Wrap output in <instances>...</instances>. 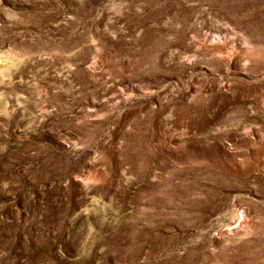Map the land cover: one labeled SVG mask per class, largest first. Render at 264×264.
I'll use <instances>...</instances> for the list:
<instances>
[{
    "label": "rangeland",
    "instance_id": "obj_1",
    "mask_svg": "<svg viewBox=\"0 0 264 264\" xmlns=\"http://www.w3.org/2000/svg\"><path fill=\"white\" fill-rule=\"evenodd\" d=\"M0 264H264V0H0Z\"/></svg>",
    "mask_w": 264,
    "mask_h": 264
}]
</instances>
